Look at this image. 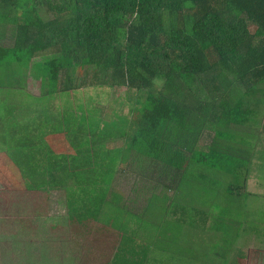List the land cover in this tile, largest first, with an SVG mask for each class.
I'll use <instances>...</instances> for the list:
<instances>
[{"label": "trees", "instance_id": "obj_1", "mask_svg": "<svg viewBox=\"0 0 264 264\" xmlns=\"http://www.w3.org/2000/svg\"><path fill=\"white\" fill-rule=\"evenodd\" d=\"M108 87L124 97L73 99ZM260 171L264 0H0V264H20L21 226L59 216L57 250L85 264H229Z\"/></svg>", "mask_w": 264, "mask_h": 264}, {"label": "rangeland", "instance_id": "obj_2", "mask_svg": "<svg viewBox=\"0 0 264 264\" xmlns=\"http://www.w3.org/2000/svg\"><path fill=\"white\" fill-rule=\"evenodd\" d=\"M29 86H30V91L33 94L35 95L40 94V90H39L40 83H34L31 80ZM124 91H125V88L123 87L88 88V89L81 90L78 94L75 93V96H73V99L76 98L77 102H85L90 97H92L95 99V102L111 103L115 101L114 103H117L118 100L121 99V97H124L125 95ZM62 102H64V100H62ZM58 103L60 105L61 100H59ZM125 112L128 114L129 109L126 108ZM48 139H49V142L52 148L57 152H66V153L75 152V149L73 148L72 145H70L65 135L63 134H51L48 136ZM260 170H263V169H260ZM254 172H257V171H254ZM260 172L264 173V171H260ZM124 182L125 180L123 181V178L119 181V186L117 188L119 192H122V193L124 192V189L121 187ZM248 185H249V189H251L252 192H256L260 195L256 197L257 201L254 200V202H252L255 204L256 208L258 209L259 206L261 205V202L264 200V178H258L256 177V175L251 174V178L249 179ZM60 196L61 195L59 193H52L50 194V198L48 201H47V198L44 196H42L39 199L35 198L36 200L34 202L35 204H38L39 202H41L38 209L36 205L35 210L38 213L40 211H46L47 213L56 214L58 210V201H60L59 200ZM45 202L47 203L45 204ZM258 214L259 212H257L256 210L254 212V215H252V217L249 216L246 218L245 214L241 216L242 217L241 222L243 224L242 230H244L245 232L242 233L239 240L236 241L238 245L237 250L239 248L241 249L244 248L245 250L247 246L248 247L250 246L249 245L250 241L247 238H260V236H256L257 235L256 233H252V228L250 227V226H254V227L256 226V227L264 228V225L262 224L264 223V212H261L259 216ZM245 219H246V222H245ZM38 220L39 222H47V223H42V226L44 227L43 229L34 224H30L29 226H27L25 231H21L22 226L20 228V238L24 239L30 245V247L27 248V251H24L23 245H22V239L20 240V264H85L87 260L86 258L87 255L85 256L84 254L83 255L80 254L81 252L80 247L77 246V247L70 249L66 253V255H64L65 257H62L63 255L62 252L57 250L58 248L57 245L59 244V242H62L64 239H70V236H72V235L69 236V233H66V234L62 233V231H65V230H62V231L59 230V233L56 232L58 235H56L53 232V230L50 228L49 226L50 224L59 222V220H61L60 216L52 217V218L51 217H39ZM210 222H213V220L211 219ZM210 222L206 227H202L201 223L198 222L199 224L198 227H200L199 230L197 228L193 229L195 231L194 233L196 234V237L199 240V241H196L197 245L201 246L202 242H206L207 246L212 248L211 241H212L213 236L215 235L214 233L216 232L208 230L211 227ZM34 223H36V219ZM11 233L12 232L2 233L0 235V246L3 245V247H5L6 249L11 248L8 246V241H7V239L10 238ZM51 235L53 236L51 237ZM12 239H14V236L12 237ZM251 243H255V241H252ZM235 248L231 250V252H233L234 254H235V251H234ZM0 251H3V250L0 249ZM229 256H231V254ZM235 258L237 257L236 256L233 257L234 262L237 260ZM12 261L13 260H11L10 262ZM7 264H10V263H7ZM154 264H163V263L155 262ZM229 264L231 263L229 262Z\"/></svg>", "mask_w": 264, "mask_h": 264}, {"label": "crops", "instance_id": "obj_3", "mask_svg": "<svg viewBox=\"0 0 264 264\" xmlns=\"http://www.w3.org/2000/svg\"><path fill=\"white\" fill-rule=\"evenodd\" d=\"M262 205V206H261ZM261 205L258 208V216L261 212H264V200L261 202ZM260 236V235H259ZM250 241V249L247 246V248L241 249L238 248V245L235 248V254L232 252L231 256H229V262L231 264H264V239L261 238H247ZM252 241H255V243H251ZM237 250V252H236ZM248 250V251H247ZM236 256L237 259L234 262L233 257Z\"/></svg>", "mask_w": 264, "mask_h": 264}]
</instances>
